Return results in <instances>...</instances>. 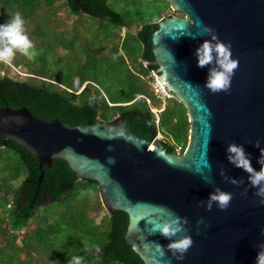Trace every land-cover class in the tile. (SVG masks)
Masks as SVG:
<instances>
[{"label":"water","instance_id":"water-1","mask_svg":"<svg viewBox=\"0 0 264 264\" xmlns=\"http://www.w3.org/2000/svg\"><path fill=\"white\" fill-rule=\"evenodd\" d=\"M165 1L184 16L156 21L150 63L163 89L186 109L188 141L181 154L167 152L159 137L135 135L118 116L74 125L6 105L0 107V136L4 145L12 140L36 158L39 181L55 158L78 179L95 181L104 208L127 214L124 238L143 264H256L264 243V197L249 173L229 161L227 148L242 146L257 172L264 166V0ZM206 40L230 45L238 61L228 92L205 86L210 72L219 70L215 52L211 64L198 66L197 49ZM217 188L232 196L226 210L215 201L208 210ZM169 212L184 229L170 239L152 233L153 223L172 218ZM186 235L193 244L177 259L167 246Z\"/></svg>","mask_w":264,"mask_h":264},{"label":"trees","instance_id":"trees-1","mask_svg":"<svg viewBox=\"0 0 264 264\" xmlns=\"http://www.w3.org/2000/svg\"><path fill=\"white\" fill-rule=\"evenodd\" d=\"M59 1L66 9L67 19L56 15ZM109 1L0 0L6 13L19 12L24 20L34 21L26 35L29 39L35 35L36 43L47 37L46 33L37 31V26L45 22L52 30L61 28L67 33L71 21L94 26L86 16L98 20L96 30L104 26L106 32L99 31L96 44L89 43L88 58L95 73L105 71L111 75L109 79L108 75L89 76L81 70L62 81L42 69L32 70L30 62L14 56L10 64L0 62L4 69L10 70L5 73L0 69V107H26L36 117L57 118L74 125L92 124L96 118L112 122L118 116L135 135L150 140L159 132L165 150L181 154L188 141L186 109L172 96L162 99L149 87L156 65L150 63L153 55L148 45L157 27L156 20L169 5L160 9L155 19L142 17L133 21L114 9ZM177 16L184 13L177 11ZM133 23L140 25L135 32L130 30ZM122 29L126 30L124 36L120 33ZM55 39L51 44L54 50L72 46L68 48ZM78 39L80 43L84 41ZM27 66L33 76L10 74L22 73L19 68ZM110 87L122 99L115 97ZM150 104L158 109L157 113ZM3 147L17 155V162L7 161L0 167V264H68L73 255L82 256L84 264H143L124 238L128 223L124 211L109 212L98 202L104 211L97 221L88 207L75 203L81 191H99L95 181L78 179L67 162L59 158L53 159L50 166H43L39 181L38 162L30 152L12 140H6L4 145L0 136V149ZM41 206L45 208L43 212ZM30 221H33L31 227Z\"/></svg>","mask_w":264,"mask_h":264},{"label":"rangeland","instance_id":"rangeland-1","mask_svg":"<svg viewBox=\"0 0 264 264\" xmlns=\"http://www.w3.org/2000/svg\"><path fill=\"white\" fill-rule=\"evenodd\" d=\"M109 4L114 9L122 13L125 18L129 20H133V21L139 20L142 17L145 19H149V18L155 19L156 16L158 15L159 10L167 6V4L169 5V3L165 0H110ZM6 12L8 11L4 9L2 10V7L0 6V24L6 23L14 15L10 11H9L10 13H6ZM167 14L177 15V10H173L170 6H168L162 9L160 13V18H162L163 16ZM56 15L62 19H67L68 17L66 9L64 8L62 4H60V1L57 2V5H56ZM86 20L88 22L94 23V26L89 25L87 23L86 25H81L78 23L77 20L75 22L71 21L69 24L70 28L67 33H65V31H62L61 28H58V30H52L49 27L47 22L43 23V25H38L37 31L41 33L44 32L47 35V37H45L42 43L40 41L39 43L35 42L37 40V37L35 35L30 39L34 44L35 50L39 54L35 57L34 60L30 61L26 57H24L22 53H20L19 51H16L15 58H17L18 56L19 57L18 59L20 61L24 60L25 62L26 61L30 62L31 64L30 68L32 70H36L37 68L39 70L42 69L44 72L52 74L55 76V78L62 80V81L68 79L70 75L79 74V71L81 70L85 71V73H87L89 76H92L93 74H99L100 77L104 78L105 77L104 75H108V79H109L111 77L109 72L100 71L98 73H95L96 70L94 69L93 64L90 63V59L88 58L91 53L89 49L90 48L89 43L90 42L94 43V41L97 40V34L99 31L105 34L106 28H104L103 26L99 28L98 30H96V24L99 23V21L96 19L95 20L90 19L88 16H86ZM24 24H25L24 34H27L28 29L30 30V28L34 26V21L32 19L30 20L25 19ZM139 27H140L139 24L133 23L130 30L132 32H135V30ZM78 37L83 38L84 41L80 43V41H78L79 40ZM55 38H58L57 40H60L63 43H65L66 47L68 48L72 45L71 48L67 50H63V49L54 50L53 46L51 47V44L54 41H56ZM81 64H83V66L78 68V66ZM37 65L39 67H37ZM76 65H78L77 68L75 67ZM0 66L2 67V68L0 67V69L5 68L4 65H0ZM12 68L15 69L13 65H12ZM26 68L24 69L19 68L20 70H22V73L20 71H17L16 74L14 73H10V74H12V76L14 77L18 74L19 76L23 78L26 77L27 75L33 76L31 74L32 71H30V68L28 66ZM5 70L6 69L2 71L5 72ZM24 71H27L30 73H27ZM7 72H10V70L7 69L5 73ZM151 74L154 76V78L153 79L152 77L149 78V87L153 89V92H155L154 87L156 85L157 78H156V75L153 73V71ZM110 88H111V92L115 94V97L122 99V95L120 93L116 94L113 88L112 87ZM166 97H170V94H168V96ZM161 98L163 99L164 97H161ZM150 105L152 106L151 110L154 113H157L158 109L153 107V104H150ZM0 155H2L0 159V167L6 165L7 161H10L11 163H15V164L17 162V155L11 149L7 147H3L0 149ZM5 157L6 159H3ZM11 170H12V167H11ZM7 171L10 172L9 170ZM98 202H100V205L104 208V206L102 205L100 201L99 191H95V190H92L91 192L89 191V189H87V191L83 190L79 194H77L75 198V203H78L79 206L88 207L90 214L95 216L97 221L99 220L100 216L103 214V211H104L102 210L100 205L99 206L97 205ZM44 209H45L44 206H41L40 212H43ZM32 222L33 221H30V224H29L30 227L33 226Z\"/></svg>","mask_w":264,"mask_h":264},{"label":"clouds","instance_id":"clouds-1","mask_svg":"<svg viewBox=\"0 0 264 264\" xmlns=\"http://www.w3.org/2000/svg\"><path fill=\"white\" fill-rule=\"evenodd\" d=\"M211 29L204 26V32L208 33ZM215 39V37H213ZM16 51L22 53L28 60L32 61L39 54L34 47L33 42L29 37L24 34V19L19 12L15 13L6 23L0 24V62L10 64L15 56ZM213 52L216 54V62L219 65V70L213 69L209 78L206 81V87L213 93L228 92L230 89V78L238 68V61L232 59L230 45H225L222 42L217 41L215 44L205 41L197 49L198 66L204 67L209 65L213 61ZM190 87L191 84H189ZM259 147L257 141L254 145ZM229 153L228 159L235 166L242 168L249 173L250 182L254 187H258L259 191L257 195L264 197V186L261 182L264 181V166H262L259 172L255 171L251 166L249 158L245 155L242 146L237 144H230L227 148ZM264 164V154H262V160ZM203 167L211 169V164L207 159L203 161ZM235 183V181H233ZM232 200L230 193L220 191L218 188L215 193L210 195V200L207 205L208 210H211V203L215 201L221 210H226ZM264 204V199L260 201ZM171 219L164 223H153L152 233H159L165 238H171L176 235L177 232L183 231V226L180 223V218L169 212ZM186 223V221H185ZM264 232V230H262ZM193 241L190 236H184L178 240L171 242L167 247L176 256L177 259H183L184 254L192 246ZM260 251L257 255L256 264H264V243L259 245ZM156 250L163 255V249L157 245ZM179 253V255H176ZM68 264H84V258L82 256L73 255L68 260Z\"/></svg>","mask_w":264,"mask_h":264},{"label":"built area","instance_id":"built-area-1","mask_svg":"<svg viewBox=\"0 0 264 264\" xmlns=\"http://www.w3.org/2000/svg\"><path fill=\"white\" fill-rule=\"evenodd\" d=\"M154 91L160 97H166V96H168V93L163 89L162 84L157 79H156V85L154 87ZM156 121H158V117H157ZM156 137H159L161 139V135H160L159 132L157 133Z\"/></svg>","mask_w":264,"mask_h":264},{"label":"bare ground","instance_id":"bare-ground-1","mask_svg":"<svg viewBox=\"0 0 264 264\" xmlns=\"http://www.w3.org/2000/svg\"><path fill=\"white\" fill-rule=\"evenodd\" d=\"M29 4V3H28ZM23 5V4H22ZM12 7V6H11ZM3 10V9H2ZM12 10V9H11ZM27 12V11H26ZM33 12V11H32ZM31 13V12H30ZM29 13V14H30ZM31 15H32V13H31ZM7 16V15H6ZM8 16H10V15H8ZM4 17V16H3ZM7 18V17H6ZM2 20V19H1ZM7 20V19H6ZM56 32V31H55ZM51 35H53V34H51ZM18 54V53H17ZM25 57V56H24ZM17 58H19L18 56H17ZM23 58V57H22ZM26 59V58H25ZM24 61V60H23ZM20 63V62H19ZM58 65H60V64H58ZM57 65V66H58ZM1 67V66H0ZM2 68V67H1ZM7 69V68H6ZM38 69V68H37ZM5 72H6V70H5ZM10 77V76H9Z\"/></svg>","mask_w":264,"mask_h":264},{"label":"flooded vegetation","instance_id":"flooded-vegetation-1","mask_svg":"<svg viewBox=\"0 0 264 264\" xmlns=\"http://www.w3.org/2000/svg\"><path fill=\"white\" fill-rule=\"evenodd\" d=\"M120 33L124 36L125 35V33H126V30L125 29H123V30H121L120 31ZM150 44V43H149ZM149 46V45H148Z\"/></svg>","mask_w":264,"mask_h":264}]
</instances>
